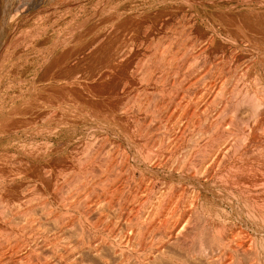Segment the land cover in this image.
<instances>
[{
  "label": "rangeland",
  "instance_id": "rangeland-1",
  "mask_svg": "<svg viewBox=\"0 0 264 264\" xmlns=\"http://www.w3.org/2000/svg\"><path fill=\"white\" fill-rule=\"evenodd\" d=\"M227 9H228V12H227ZM214 12L216 15L214 14ZM220 13H221V15H220ZM261 13H263V14L261 15ZM253 14L257 15V16L255 17ZM174 15H176V16H174ZM181 16H182V18H181ZM263 16H264V0H188V1H186V0H181V1L180 0H0V131H1L0 132V137H1L0 138V154L3 152H4V154H6L8 152L7 155L10 154L9 156H12V157H14V159H16L15 161H17L16 163H18V164H16L18 167V168H16V172L18 170V173H19V174L16 173V176L20 175V173H23L22 175H20L19 177L16 178L17 180L15 179L16 184L14 183V190H16L15 188H17V190L14 191V193L11 195L12 197L7 195L9 197L6 198V200H8V199L12 200L13 199L12 201H14L13 202L14 204H12L13 209L11 211L12 217H11V214L9 211H6V210L1 211V209H0L1 214H3V216H2L3 219L2 218L0 219V222L2 223V226H0L1 227V229H0L1 230L0 231L1 232L0 233L1 234L0 248L3 246L1 249H3V250L5 249L4 251L3 250L0 251V254H2V255H0V263L4 261L5 264H60V263L61 264H72V263L73 264H78V263L79 264H117V261H118L117 256L112 253V251L110 249V242H109L110 241V239H109L110 238L109 237L110 236V220H112L110 218H113L112 217L113 212L110 210V206H108V205H110V200H109L110 199V191L112 190L111 186H110L111 185L110 184L111 183L110 182V171H109L110 169H107L106 173L104 172L105 174H103V175L100 172H101V169L103 168L102 163H106V161L108 159H110V151L111 150H109V149L114 147L115 141H116L115 147L118 146L119 148L114 147L115 148V149L113 148L114 151L116 149L120 150L121 148H122V150L124 149V151H126L128 148V151H129L130 147H128V143L124 144L123 142H126V141L122 140L125 137L124 135H134V133L140 134L143 132L144 128L142 127V125L140 127L137 125L139 123V120L141 119V117H139L141 115L138 114V116H137V114H135L134 112H137V110L144 111L143 109L148 108L147 105H149V103L151 102L150 101L151 95H149V94L147 95L145 93H146V91L148 92V90L155 91V89H156L155 88L156 86L154 87L155 80H156L155 77L152 78V80L148 83L146 71L148 70V68H153L151 66H154L155 68H157V66H158L157 64H159V62L160 63L163 62L162 60H165V62L167 61L166 62V69L161 70L162 72L160 71L159 73L162 74L165 71L168 74L171 73L170 76L172 78L169 76V78H168L169 80H167V82L169 84V85L167 84L168 87L169 86L171 87V85H172L171 83L173 82V80L175 81L174 73L177 72V69H175L174 66H176L177 63L175 62V60H172L174 58L169 59L168 56L172 57V52H174V49H175V51L177 49V48H175L176 45H178V47H179L180 42H178V44H176L177 40L180 41V40L187 39L188 41L185 40V42L182 41L183 43L182 42L181 43L185 44L187 42L186 45L190 44L189 46H191L192 43L194 42L193 44H195L194 48L196 49V51L194 49V51L192 53L194 56H196V54H197V56L199 58L197 60L195 59V61H194L195 64H194V62H190L189 57L188 58L187 57H181L182 61H185V59H186L187 63L189 62L193 65H196L197 62H198V64H200V63L202 64L203 61L208 56L210 57L212 54H214L217 51L218 55H219L220 64L223 66L225 65L224 67L220 65L219 70L221 69L223 71L221 73V75L224 74V75H222L223 77H229V75H230L229 71H231L230 68L234 62H237V61L238 62L239 61L245 62V59H248L249 57L254 58L255 56H258V54H261V52L259 53V51H258L261 49H259V47L257 45L256 46L254 45L256 43V42L254 43V41H256V38H255L256 36H258V35L261 36L263 33V32L261 33V30H263L262 24L264 25ZM218 17H221V18H218ZM158 18H160V19H158ZM169 18H170V20H169ZM188 19H189V21L187 22ZM219 20H221V21H219ZM67 22L69 23L68 25H67ZM81 26L83 28H81ZM118 26L121 28H119ZM161 26H163V27H161ZM164 26H166V27L168 26L167 27L168 30H166L167 29L166 28V29H164L165 31H163V28H165ZM135 27L138 29H136ZM158 27H160L159 29H161V31L159 30V32L156 31V29ZM170 27H172V28H170ZM247 27H249V28H247ZM257 27H258V30H257ZM116 28H119V29H116ZM133 28H135V29H133ZM238 28H240L239 32H238ZM79 29H81V31ZM224 29H226V30H224ZM32 30H33V32H31ZM75 30L76 31L78 30L80 32H78V34H76L77 32ZM149 30H152V31H149ZM244 30L245 31L247 30V31L245 32ZM113 31H114V35H113ZM132 31H133V33H132ZM235 31H237V32H235ZM81 32H83V34L84 33L85 34L83 35ZM60 33H61V36H60ZM73 33L75 36L73 35ZM115 33H117V34L115 35ZM122 33H123V35H122ZM150 33H152L153 35H151ZM119 34H121V35H119ZM132 34H134V35H132ZM244 34H245V36H243ZM246 34H248L247 37H246ZM77 35H79V36H77ZM140 35H141V37H140ZM154 35H156V36H154ZM162 35H163V37H162ZM233 35H235V37H233ZM237 35L243 36V37L241 36L242 41L243 40L247 41L249 39L251 40V38L254 41L253 42L250 41L251 42L250 45H249V41H248V43L246 41L244 43H242V41H241V44H243V45H241L240 41H239L240 39L238 40L239 37ZM137 36L140 38H137ZM250 36H251V38H250ZM180 37H181V39H180ZM236 37H238V38H236ZM248 37H249V39H248ZM72 38H73V40H72ZM245 38H247V39H245ZM110 39H112V40H110ZM115 39L117 41H115ZM235 39H237L238 41ZM174 40H176V42ZM196 40L198 41V43L201 42V43H199L201 46L198 45V43H195V42H197ZM212 40H213V42H212ZM114 41H115V44H114ZM55 42L57 44L58 43L59 44L57 45ZM63 42H65V43L63 44ZM137 42H139L138 46H137ZM211 42H212V44H211ZM231 42H234V43H231ZM51 43H52V45H51ZM60 43H61V45H60ZM122 44H124V45L121 47ZM144 44H145V46L143 47V49H141L140 48L141 45H144ZM151 44H153V45H151ZM118 45H120V47ZM219 45H220V47H219ZM244 45H245V47H244ZM252 45L254 48L252 47ZM130 46L133 47L131 50H130V48H131ZM207 46H209V48ZM146 47H147V49H146ZM211 47L213 50L211 49ZM218 47H219V49H218ZM256 47H257V49H255ZM116 48H119L120 51L117 50ZM145 49H146V51H145ZM205 49L206 50L208 49L207 52ZM124 50H126V51H124ZM165 50L167 51V53H164V52H166ZM116 51H117V53H116ZM231 51L233 54H231ZM62 52H64V53H62ZM114 52H115V54H114ZM255 52H257V54ZM156 53H157V55H156ZM168 53H171V54H168ZM138 54H141V55H138ZM161 54H164L165 56L168 54V56L165 57L163 55L165 57L163 59V56ZM180 54H181V52H180ZM159 55L162 56V59ZM70 56H72V58L74 60ZM222 56H223V58H222ZM228 56H230V57H228ZM231 56H232V58H231ZM68 58H69V61H68ZM126 58H127V60H126ZM183 58H185V59L183 60ZM168 59H169V61H168ZM228 59L230 61L232 60L233 62H230ZM144 60L147 61L148 63L147 62L145 63ZM155 60H156V62L154 63L153 61H155ZM50 61H51V63H50ZM65 61H66V63H65ZM114 62H115V64H114ZM129 62H132V64ZM246 62H248V63L246 64ZM246 62L243 64L241 62L240 63L242 64L243 67L245 66V68L248 67L249 65L251 66L250 61H246ZM75 63H76V66L74 65ZM133 63H135V64H133ZM143 63H144V65H143ZM73 65H74V67L72 68ZM117 65H118V67H117ZM130 65H133V66H130ZM167 65H169L168 67H170V69H168V70H167V68H168ZM120 66H121V68H119ZM229 66H230V68H229ZM132 67H134V68L132 69ZM159 67H160V65H159ZM243 67H241V68H243ZM118 68L121 70L120 73H119L120 70L118 71ZM59 69H61V70H59ZM228 69H230V70H228ZM170 70H172V71H170ZM174 70L176 72H174ZM58 71L59 72L61 71V74ZM71 72L73 74L75 72L76 73H75V75H73ZM78 72H79V74H77ZM213 72L215 73V69L213 70ZM213 72H211L212 73L211 75H213ZM118 73H119V77H118ZM218 73H219V71H218ZM228 73H229V75H228ZM64 74H65V76H64ZM90 75H91V78H88V77H90ZM156 75H157V73L155 74V76ZM162 75H164V74H162ZM71 76L73 77V79ZM134 76H136V77H134ZM49 77H50V79H49ZM74 77H77V78H74ZM209 77L210 76L205 77L204 81L202 83L209 82L210 81ZM88 79H90V81ZM121 79H123V80H121ZM114 81H116V82H114ZM75 83L78 86H76ZM82 83H84V84H82ZM141 83L143 85H141ZM120 84L123 86L121 87ZM146 84H148V86ZM80 85H82V86H80ZM200 85L203 86L201 83L198 84L195 88H193L194 91L192 89H190L188 95L191 94L190 96H192V97L195 96L193 94L197 93V95H198L200 90H202L201 89L202 87ZM72 86H74V88ZM187 86H188V83H185V82L182 85L183 88L184 87L186 88ZM77 87H79L80 89ZM32 88H33V90H32ZM61 88L63 90H59ZM70 88H72L73 90ZM117 88L119 89V91ZM92 89H94V91ZM195 89H196V91H195ZM77 91H79V92H77ZM49 92H50V94H48ZM120 92H122V93H120ZM46 93H47V96H46ZM57 93L59 94V96H57L58 95ZM102 93L104 94V96ZM115 93H118L117 94L118 96H117V98L115 96V98L113 99L112 97H114ZM142 93L144 94L143 96H142ZM65 94H67V96ZM80 94H81V96H77ZM119 94H121V95L119 96ZM55 95L57 97H55ZM62 95H64V96H62ZM68 95H69V97H71L70 99L67 98ZM146 95L149 96V98ZM145 96L148 98V100H147V98L144 99ZM49 97H51V98H49ZM78 97H80V98H78ZM97 97H98V99H97ZM110 98H111V101H110ZM215 98L213 95L211 97V99H209V101H212ZM45 99H47L51 103L53 102L52 104L50 103L52 108L49 104H46V103H44V104L40 103V105L41 104L44 105V108L49 107V109L51 110L49 112L50 113L49 116L52 115L51 117L53 119H55L54 117H56L57 115L60 114L59 112H60L61 108H63L61 106H64L63 104H65V103H68V105H66V108H68V110L71 108L74 111H75L74 107H80V105H82V104H86V103L90 104L91 103L90 105H95L97 107L99 114H98V117L96 118V122H94L93 124L90 123V124H88V125L86 124V126H84V125H82L83 123L80 122L79 123L80 127L78 126L77 131L74 130L72 132V133H75L73 135H72V133L70 135L67 133L65 134V133H63L64 132L63 131L59 134L50 133L51 134L50 135L49 132L47 134L43 132L41 135L31 136V135H33V133H30V132H33L32 128H33V125H35V124L30 123V121H29V120H33V119H31L33 116L32 115V113H33L32 109L34 108V106H37L38 102H46V101H44ZM100 99H101V101H99ZM105 99H107V100L105 101ZM83 100H87V102L83 101ZM134 100L136 101L135 103H134ZM142 100H144V101H142ZM151 100L153 102L154 98ZM58 101L60 103H58ZM217 101H219V99ZM114 102L117 106L114 105ZM61 103H63V104H61ZM118 103H121V104L119 105ZM131 103L134 106L131 107L130 106V105H132ZM141 103H142V106H144V107L138 106V104L141 105ZM33 104H36V105H33ZM78 104H80V105H78ZM128 105L130 106V108L124 109V107H129ZM221 105H218V107ZM114 106H115V108H114ZM135 106H137V108H135ZM42 107L41 106L35 107L36 109L38 108V110L40 111V112L36 111V112H39V113H37L38 119H36L38 121H39V118H41L38 115L39 114L42 115V113L44 112V111H42L44 109ZM116 107H117V109H116ZM121 107L124 110L120 109ZM41 108H42V110H41ZM110 108H112V109L114 108V109L111 110ZM219 108L221 109V107H219ZM109 109L111 110V112ZM33 110H35V109H33ZM52 110L55 112H53ZM107 110H109V111H107ZM117 110L119 111L117 113L119 115L115 114L117 112ZM126 110L127 111L133 110L134 112L129 111V112H127L128 114H122L123 111L126 112ZM243 110H244V112H243ZM243 110H242L241 114L243 117L245 116L244 118H247L248 113L246 111V108ZM69 111H71V110H69ZM113 111H114V113H113ZM19 113H20V115H19ZM76 113L79 115L81 112L77 111ZM106 113H107V116H106ZM29 114H30V116H29ZM71 114H72V112L70 113V115ZM109 114L111 115V117L114 116L116 118L112 119L111 117H109L110 116ZM120 114H121L122 118L120 117ZM80 115H82V113ZM101 115H102V117H101ZM126 115H128V116L125 117ZM29 117H31V118H29ZM43 117L44 116H42V118ZM51 117H49L50 123H48V121H46V123H43V124H41L42 122H37L36 125L34 126V128L37 129L39 127V129H43V127L45 128V126L47 125L48 128L47 127L46 128L48 130L53 129L54 127H52V125H54L53 123H55V121L52 122ZM106 117H108L109 119ZM137 117H138V119L139 118L140 119L136 120ZM146 117L147 116H145V118H144V122H145V119L147 120L146 122L149 121L150 117H147V118ZM170 117H172V116H170ZM175 117H177V116H173L171 118L173 121L170 118H168V120H166L167 122L165 121L167 123L166 128L169 127V129H170L171 125L176 120ZM21 118H23V119L21 120ZM120 118L125 119L124 121L122 120L123 123H125L124 128L122 127L123 123L121 122ZM133 118H135L136 123L138 122L136 125L140 129L135 126V122H134ZM49 119H47V120H49ZM76 119L79 122V121H81L82 117H78ZM129 119H131L133 121L130 123V122H128V121H131ZM196 119L194 120V123H196V125H197L198 121H199L198 119H200V117H198L197 120ZM119 120H120V122H119ZM5 121H7V122H5ZM8 121H12V122H8ZM16 121H18L17 125L19 124L20 126L18 125L19 128L17 126L16 129L14 130L15 126L11 127L12 126L11 124H16ZM114 121H116L117 125H116V123H114ZM168 121L171 124L168 123ZM226 121L228 122V120H226ZM146 122H145L144 126L148 124ZM184 122H185V120H183V123ZM33 123H35V122H33ZM128 123H130L131 126H130V124H129V126H127ZM119 124L123 128V129L121 128L122 132L125 130L123 133L121 132V130L119 128H117V126H119ZM31 125H32V128H30ZM43 125H45V126H43ZM89 125H92V127ZM108 125H110V126H108ZM7 126L9 127V129L6 128ZM26 126H27V128H26ZM87 126H89V127H87ZM153 126L151 129L152 130L156 129V125H153ZM23 127H24V129H23ZM85 127H87V128H85ZM107 127H108V130H107ZM130 127H132V129H131V132L128 133V130L130 131V129H129ZM3 128H5V129L2 131ZM136 128L140 132L134 131ZM7 129H8V131H5ZM79 129H81V131H78ZM83 129H85V130H83ZM17 130H18V132H17ZM24 130H26L27 132ZM118 130H120L121 134H124V135H122V139L118 138V136H121L120 132ZM23 131L25 132V135H24ZM112 131H114V132L112 133ZM12 132H13V134H12ZM8 133H10V134L8 135ZM26 133H27V136H26ZM15 134H16V136H15ZM101 134H102V136H101ZM59 135H60V137H59ZM101 138H103V139H101ZM117 138L120 140H118ZM78 140L80 142H78ZM70 141H72V142H70ZM94 141L96 143L98 141V143H97L98 145ZM82 143H84V144H82ZM89 143H90V145L92 143L93 144L95 143V144H94V146L91 145V147H89L90 146ZM80 144H82V145H80ZM82 146H84L83 149L81 148ZM46 147H48V148H46ZM27 149H28V153L31 152L30 155L28 153H26ZM31 149H32V151L34 149H36V150L39 149L38 151H41L40 154L38 153V158H35V157H34V159L30 158L32 153L35 152V154H37L36 151L32 152ZM87 149H89V150H87ZM73 150H74V152L72 153ZM79 150H82V151L79 152ZM113 150L111 151V153L113 152ZM43 151H45V153ZM77 152L80 155V157H78ZM44 154H46V155H44ZM94 154H96V155H94ZM76 155H77V157H73ZM93 155L96 156L97 158H95ZM41 156L42 157L44 156V159H42ZM86 156L88 157L87 162H89V160L91 158H92V160H90V161L98 159V160H96L98 165H96V162H95V164H94L95 167L93 166L94 168L90 169L87 177H85L83 175V169L84 168L79 165V164H82L83 162H86V161H84ZM93 157L95 159H93ZM99 157H102V158H99ZM104 159H106V161ZM67 160H68V162H67ZM103 161H105V162H103ZM22 164H24V165H22ZM77 166H80L79 170H78ZM99 166L101 167L100 169H99ZM21 167H23V168L21 169ZM108 168H110V167H108ZM47 170L49 173L47 172ZM99 170H100V172H99ZM80 171H82V172H80ZM93 171H95L97 174L94 173ZM91 173H93V176ZM44 174H46V175H44ZM94 174H96V175H94ZM108 174H109V176H107ZM145 174H146V176L149 175L148 173H145ZM52 175H54V176H52ZM99 175H100V179H96V177L99 178ZM40 176H42V177H40ZM85 178H87V179H85ZM89 178H91V179H89ZM92 178H94V179H92ZM182 184H184V183H182ZM44 186H46V187H44ZM185 186H186V184L181 185V187L183 189L185 188V190H187V192L184 191V194L188 195L190 193L189 191H191L192 189H190V187L188 188V185H187V187H185ZM161 187L162 186L158 185V188H161ZM52 196H54V198ZM132 196L133 195H131V197ZM4 197H6V196H4ZM85 197H86V199H85ZM145 197L146 196L141 197V201L143 203H145L143 206H146L148 208L149 199L147 198L148 196L146 198ZM99 202H100V204H99ZM64 203H66V204H64ZM86 203L88 204V206H91L90 208L88 207L86 210H84L86 212H84L83 209L82 210H79L80 208L78 209V207H82L81 205L86 206ZM67 207L70 210H68ZM51 208H52V210H51ZM89 210L92 212L90 213ZM100 210H101L103 215H101V213L99 214L98 211H100ZM5 211L9 212V213L5 214ZM50 212L52 214H50ZM88 213H89V215H88ZM15 214H16V216H15ZM47 214H48V216H47ZM49 215L51 216L50 218H49ZM66 216L67 217L69 216L68 218H70V221L68 220V218ZM0 217H1V215H0ZM7 217H9V218L11 217V219L13 220V222H12L13 226H11L12 232L10 231V229H7V227L4 226V224H3L4 221H1V220H6ZM13 217H15V218H13ZM84 217L86 219H89L88 221H90L91 223L96 224L95 225L96 228L94 227L93 230L91 229L93 232L91 231L88 233V230H84L83 231L84 234H83L82 228H81V222L83 223L82 218H84ZM96 218L99 220H97ZM100 218H101V220H100ZM31 219H33L32 223H29L30 222L29 220H31ZM64 221H65L64 225H66V226H62L63 225L62 223H64ZM97 221L98 222L100 221V224ZM101 221L103 222V224ZM27 222H28V224H27ZM104 222H105V225H104ZM101 225H103L105 227L103 228V226H101ZM198 227L199 226L197 225V227L194 228L195 230L194 229L192 230L193 232L190 231L191 234H189V235L193 236V238L195 237L197 240L200 236L204 237L205 235L206 236L204 238L208 237V239H210L209 238L210 237L209 232L205 230L203 233V231H201L202 229L200 230V227L199 228ZM119 228L123 229L124 224L123 225L120 224ZM197 232H200V234ZM206 232L209 235L206 234ZM8 233H10V234H8ZM196 233H197V235H196ZM201 233L204 235H202ZM7 235H9L10 238L7 237ZM83 235H84V237H83ZM2 237H3V240H2ZM46 237H47L46 241H47V243H49V246H48V244H46V241H45ZM90 238H92V239H90ZM58 239H59V241L57 242ZM88 239H90V241ZM103 239L106 242H103V244H102V242H99L100 243L99 244L98 241H103ZM84 240L85 241L87 240V241L85 242ZM195 240H194V243L197 244ZM53 241L56 242V244H54ZM42 242H44V243H42ZM83 242L86 243L85 247H82L81 248L82 250H80L79 253L76 254V256H74L75 260H58L59 258L57 256H59V254L64 252V250L62 252L61 249L67 248V250H68L70 248V246H71L70 249H72L74 245H75V247H77V245H80L79 243H83ZM64 243H69V244L65 245ZM27 244H29L30 246H28ZM33 244H34V246H33ZM52 244H54V247ZM59 244H61V245L63 244L64 246L62 245L63 247L61 246V248H60ZM91 244L93 246H96V244H97L98 247L96 246L97 248L95 251L93 250L95 247H91L92 246ZM57 245L59 246V248H57L58 247ZM50 246L53 248L51 249ZM164 246H165V248L163 249V251H165V253L167 252L168 254L167 253L166 254L169 257L171 256V257L177 258L179 260H184L188 264L189 263L190 264H206L208 261L204 258L202 259V258H199L197 256H196V259L194 258L195 262L193 260H188V257H186V254H185L186 253L185 249H181V247L178 246L177 244L174 245V243L172 244L170 242V243L164 244ZM194 247L195 248H193V249H197V246H194ZM230 247H233V248H231L232 250L230 249L231 252H230V250H229V252L227 250V254H229L228 256L232 255L231 257H232L233 264H238L240 262V260L239 261H237V260L240 258V255L237 253V249H236V247H234V243H232V245ZM169 248H170V250H169ZM9 249H13V252L10 253L11 250H9ZM56 249H59L61 253H59V250L57 251ZM182 250H184V251H182ZM53 251L55 252L56 255L54 254ZM4 252H5V254H3ZM56 252L59 254H57ZM12 254H13V257H15L14 259H11L12 257H10V256H12ZM53 254L55 255V257ZM1 256H3V257H1ZM236 257H238V258H236ZM11 260L13 261V263ZM164 260L166 261L165 258L157 260V264H170V262H168V260L166 261L167 263ZM62 261H64V263ZM209 262L210 261H208V264H211ZM236 262H238V263H236ZM256 263L257 264H264V258L261 259L258 257V260H256ZM1 264H3V263H1Z\"/></svg>",
  "mask_w": 264,
  "mask_h": 264
},
{
  "label": "bare ground",
  "instance_id": "bare-ground-1",
  "mask_svg": "<svg viewBox=\"0 0 264 264\" xmlns=\"http://www.w3.org/2000/svg\"><path fill=\"white\" fill-rule=\"evenodd\" d=\"M186 1H188V0H186ZM227 12H228V9H227ZM214 14H215V12H214ZM262 14L263 13H261V15ZM220 15H221V13H220ZM174 16H176V15H174ZM254 16L256 17L257 15H254ZM160 18H158V19H160ZM181 18H182V16H181ZM218 18H221V17H218ZM263 19H264V16H263ZM169 20H170V18H169ZM188 21H189V19L187 20V22ZM219 21H221V20H219ZM68 24L69 23L67 22V25ZM262 26H263V30H261V33L262 32L263 33H262V35L260 34L261 36L258 35L255 37L256 41L252 40L251 36H250L251 40L248 37L249 40H247V41L243 40L242 41L241 40L242 35L241 36L237 35L239 38L238 37H236V38H238V40L240 39L239 40L240 44H241V41H242V43H244L245 41L248 43V41H249V45H250L251 44L250 41H252V42L254 41V43L256 42L254 45L255 46L257 45L259 47V49H261L262 51L258 50L259 53L261 52V54H258V56H255L254 58L249 57L248 59H245V62L246 61L251 62V63L249 62L251 64V66L249 65L250 67L249 66L246 68H245V66L243 67L242 64L245 63L243 61H239V62L237 61V62H234L233 64L231 63L232 64L231 68L229 66V68L231 69V71H229L230 75L228 73L229 77H223L222 75H224V74L221 75V73L223 71L221 69L219 70L221 64L219 61V55H218L217 51L214 54H212L210 57L209 56L207 58L205 57L206 59L203 61L202 64L201 63L198 64V62L196 65H193L189 62L187 63V60L185 58H183V60L185 59V61H182L181 57H187V58L189 57L190 62H194L195 59L197 60L199 58L197 56V54H196V56H194L192 53L195 49L194 48L195 44H193L194 42L192 43L191 46H189L190 44L186 45L187 42L185 44H182L183 42H185V40L188 41L187 39L180 40V41L177 40V42H176V40H174L176 42V44H178V42H180L179 47H178V45H176L175 46V48H177L176 51H175V49H174V52L171 51L172 57L168 56V54H171V53H168L166 55L169 57V59L174 58L172 60H175V62L177 63L176 66H174V68L177 69V72L175 70H174V72H176V73L173 72L175 81L173 80L174 83L173 82L171 83L172 84L171 87L170 86L168 87L169 84L167 82V80H169L168 78H169L171 73L168 74V73H166V71L164 73H162L164 75L159 73L161 70L166 69V62L167 61L165 62V60H162L163 62H161V63L159 62V64H157L158 65L157 68H155L154 66H151L153 68H148V70L146 71L148 83L152 80V78L155 77V79H156L155 84H154V87L156 86L155 91L148 90V92L147 91H146V93L144 92L147 95L148 94L151 95V98H150L151 102L149 101L150 103H149V105H147L148 108L143 109L144 111H140V110L136 109L137 112H134L133 110H128V111L126 110V112L123 111V113H122V114H128L127 112L133 111L135 114H137V116H138V114L141 115V116H139V117H141V119L139 118L140 120L138 119V117L136 119V120H139V123L137 122L138 124L136 123L135 118H133V119L135 122V126L137 128H139L142 125V127L144 128L143 132L140 134L134 133V135L121 134L122 129L124 128V124H125V123H123V121L126 119L125 117H127L128 115H126L124 117L125 119L124 118L121 119L122 117L120 114V117H121L120 119H121V122L123 123V126H122L123 128L121 127L120 124H119V126H117V128H119L121 130V132H120V130H118L120 132V135H121V136H118V138L122 139V135L125 136L124 139H122V140L126 141V142H123L124 144L128 143V147H130L129 151H128L127 147H126L127 148L126 151H124V149L122 150V148L120 150L116 149L114 151L113 148L115 147V142H116L115 141L114 147L113 148L110 147L111 149H109L111 151L113 150V152H112L113 154L110 151V159H108L109 157L107 158L108 159L107 161H106V159H104L106 161V163H102L103 168L101 169V172L99 170V172L102 173V175H103L106 173L107 169H110L109 170L110 171V182H111L110 186H111L112 190L110 191V199L108 198L110 200V205H108V206H110V210L113 212V215H112L113 218H110L112 220H110V236H109L110 241L109 242H110V249H111L112 253L117 256V260H118L117 264H157V260L164 259V258L166 259V261L168 260V262H170V264H188L184 260H179V259L173 258L171 256L169 257L167 255L168 253L166 252L167 253L166 254L165 251H163V249L165 248L164 244L170 243V242L172 244L174 243V245L177 244L178 246L181 247V249H185L186 257H188V260H193V261H194V258L196 259V256H197L199 258H202V259L204 258V259L210 261L209 263H211V264H233L232 257H231L232 255L228 256L229 254H227V250L229 252V250L231 248H233V247H230L232 245V243H234V247H236L237 253L240 255V258L237 260V261L240 260V262L239 263L236 262L238 264H257L256 260H258V257L261 259L264 258V25L262 24ZM161 27H163V26H161ZM164 27L165 28H163V31H165L164 29H166L168 26L167 27L164 26ZM172 27H170V28H172ZM81 28H83V27L81 26ZM119 28H121V27H119ZM119 28H116V29H119ZM135 28H133V29H135ZM159 28L160 27H158L156 29L157 32H159V30L161 31V29H159ZM247 28H249V27H247ZM136 29H138V28H136ZM239 29L240 28H238V32H239ZM79 30L81 31V29H79ZM166 30H168V28ZM224 30H226V29H224ZM257 30H258V27H257ZM80 31L77 30L76 34H78V32H80ZM149 31H152V30H149ZM31 32H33V30ZM83 32H81V33L83 34ZM235 32H237V31H235ZM132 33H133V31H132ZM116 34L117 33H115V35ZM150 34L153 35L152 33H150ZM73 35H74V33H73ZM113 35H114V31H113ZM119 35H121V34H119ZM122 35H123V33H122ZM132 35H134V34H132ZM247 35L248 34H246V37H247ZM60 36H61V33H60ZM77 36H79V35H77ZM154 36H156V35H154ZM243 36H245V34ZM140 37H141V35H140ZM140 37L137 36V38H140ZM162 37H163V35H162ZM233 37H235V35H233ZM180 39H181V37H180ZM245 39H247V38H245ZM72 40H73V38H72ZM110 40H112V39H110ZM235 40H237V39H235ZM115 41H117V40L115 39ZM115 41H114V44H115ZM212 42H213V40H212ZM212 42H211V44H212ZM64 43L65 42H63V44ZM195 43H198V41ZM199 43H201V42H199ZM199 43H198V45H200ZM231 43H234V42H231ZM51 45H52V43H51ZM60 45H61V43H60ZM123 45L124 44H122L121 47ZM138 45H139V42H137V46ZM151 45H153V44H151ZM241 45H243V44H241ZM118 46L120 47V45H118ZM144 46H145V44L141 45L140 48L143 49ZM130 47H131L130 48V50H131L133 47L132 46H130ZM207 47L209 48V46H207ZM219 47H220V45H219ZM219 47H218V49H219ZM244 47H245V45H244ZM252 47H253V45H252ZM116 49L119 50V48H116ZM146 49H147V47H146ZM146 49H145V51H146ZM211 49H212V47H211ZM255 49H257V47ZM207 50H206V52H207ZM124 51H126V50H124ZM195 51H196V49H195ZM180 52L182 55L180 54ZM62 53H64V52H62ZM116 53H117V51H116ZM164 53H167V51ZM255 53L257 54V52H255ZM114 54H115V52H114ZM231 54H233L232 51H231ZM138 55H141V54H138ZM156 55H157V53H156ZM161 55L163 56L164 54H161ZM162 56H160L161 59H162ZM164 56H163V59L166 57V56L165 57ZM70 57L72 58V56H70ZM228 57H230V56H228ZM222 58H223V56H222ZM231 58H232V56H231ZM169 59H168V61H169ZM126 60H127V58H126ZM66 61H65V63H66ZM68 61H69V58H68ZM146 62L147 61H145V63ZM153 62L155 63L156 60ZM230 62H233V61L231 60ZM240 62L241 63L243 62V63L241 64ZM50 63H51V61H50ZM76 63L74 64L75 66H76ZM129 63L132 64V62H129ZM247 63L248 62H246V64ZM114 64H115V62H114ZM133 64H135V63H133ZM194 64H195V62H194ZM74 65L72 66V68L74 67ZM143 65H144V63H143ZM159 65H160V67H159ZM130 66H133V65H130ZM168 66L169 65H167V67ZM221 66H223V65H221ZM117 67H118V65H117ZM241 67H243L244 69ZM119 68H121V66ZM119 68H118V71L120 70ZM133 68L134 67H132V69ZM61 69H59V70H61ZM168 69H170V67H168L167 70ZM214 69H215V73L213 72ZM230 69H228V70H230ZM170 71H172V70H170ZM218 71H219V73H218ZM120 72H121V70L119 71V73ZM211 72H213V75H211L212 74ZM59 73L61 74V71ZM75 73L74 74L72 73V74L75 75ZM119 73H118V77H119ZM156 73H157V75L155 76ZM77 74H79V72ZM64 76H65V74H64ZM207 76H210L209 77L210 81L207 83H202L204 81V78ZM134 77H136V76H134ZM74 78H77V77H74ZM88 78H91V75ZM49 79H50V77H49ZM72 79H73V77H72ZM88 80L90 81V79H88ZM121 80H123V79H121ZM114 82H116V81H114ZM184 82L188 83V86L186 88L182 87ZM200 83L203 86L200 85L202 87L201 88L202 90H200L198 95L196 92H195L196 94H193V95H195L194 97L190 96L191 94L188 95L190 89L193 90V88H195ZM82 84H84V83H82ZM75 85H76V83H75ZM141 85H143V84L141 83ZM146 85L148 86V84H146ZM76 86H78V85H76ZM80 86H82V85H80ZM120 86L122 87L123 85L120 84ZM72 87L74 88V86H72ZM33 88H32V90H33ZM77 88H79V87H77ZM70 89H72V88H70ZM59 90H63V89L61 88ZM92 90L94 91V89H92ZM118 91H119V89H118ZM195 91H196V89H195ZM77 92H79V91H77ZM120 93H122V92H120ZM48 94H50V92ZM117 94L118 93H115L114 97H112V98L114 99L115 96L117 98V96H118ZM56 95H55V97L59 96V94L57 96ZM65 95L67 96V94H65ZM120 95L121 94H119V96ZM143 95L144 94L142 93V96ZM213 95H214V98L215 97L216 98L213 99L212 101H209V99H211V97ZM46 96H47V93H46ZM62 96H64V95H62ZM77 96H81V94L77 95ZM103 96H104V94H103ZM146 96L144 97V99L147 97L149 98V96H147V97ZM49 98H51V97H49ZM67 98L70 99L71 97H69V95H68ZM78 98H80V97H78ZM148 98H147V100H148ZM153 98H154V100L152 102L151 99H153ZM97 99H98V97H97ZM216 99L217 100L219 99V101H217ZM106 100L107 99H105V101ZM44 101H46V102H38L39 104L37 103V106H34V108H33L35 110L32 109V111H33L32 115L33 116H32V118L31 117H29V118H31L33 120H29L30 123L35 124V125L37 122H42L41 124H43V123H46V121H48V123H50L49 117H51L52 115L49 116V114H50L49 112L51 110L49 109V107L44 108V105H42V104L40 105V103H43V104L46 103V104H49L51 106V104L53 102L51 103L47 99H45ZM83 101L87 102V100H83ZM99 101H101V99ZM110 101H111V98H110ZM142 101H144V100H142ZM135 102L136 101L134 100V103ZM58 103H60V102L58 101ZM61 104H63V103H61ZM90 104H88V103L82 104V105L78 104V105H80V107H74L75 111L72 110L71 108L69 109L71 111H69L68 108H66V105H68V103L63 104L64 106H61L63 108L60 107L61 110H60V112L58 111L60 114L56 116L57 118L54 117L55 119H53L51 117L52 122L55 121V123H53L54 125H52V127H54V128L48 130L47 125L46 126L43 125V126H45V128L43 127V129H39V127H38L37 129H35L34 128L35 125H33V128L31 125L30 128L33 129V130L31 129L33 132H30V133H33V135H31V136H34V135L38 136V135H41L43 132L46 134L48 132H49V134L50 133L59 134L63 131H64L63 133H65V134L67 133L70 135L74 130L77 131V127L79 126L80 122L83 123L82 125H84V126H86V124L88 125L90 123L93 124L94 122H96V118L98 117L99 112H98V109L95 105H90ZM118 104L120 105L121 103H118ZM33 105H36V104H33ZM114 105H116L115 102H114ZM218 105H221V106H219V107H221V109L218 107ZM40 106L41 107L43 106L42 108H44V109L42 110V108H41V110L44 111L43 112L44 114L42 113V115H40V114L38 115L39 117H41V118H39V121H38V120H36V119H38L37 113H39L40 111L38 110V108L36 109L35 107H40ZM130 106L132 107L134 105L132 104ZM130 106L124 107V109L130 108ZM138 106L141 107L142 103H141V105L138 104ZM142 107H144V106H142ZM51 108H52V106H51ZM114 108H115V106H114ZM135 108H137V106H135ZM245 108H246V111L248 113L247 118H244L245 116L243 117L241 114L242 110ZM110 109L113 110L112 108H110ZM116 109H117V107H116ZM120 109H122V107ZM124 109H122V110H124ZM109 110H107V111H109ZM111 110H110V112H111ZM118 110L115 114H117L120 111V110L119 111ZM36 111H39V112H36ZM77 111L81 112L82 115H80L81 113L78 115L76 113ZM53 112H55V111H53ZM71 112H72V114L70 115ZM243 112H244V110H243ZM113 113H114V111H113ZM19 115H20V113H19ZM117 115H119V114H117ZM29 116H30V114H29ZM42 116H44V117L42 118ZM106 116H107V113H106ZM145 116L150 117V118H149L148 122H146L147 120L145 119V122L148 124L144 126ZM170 116H172V117L177 116V117H175L176 120L171 125V127L169 129V127L166 128V124H167L166 120H168V118L171 119L172 117H170ZM78 117H82L81 121H79V122L76 119ZM101 117H102V115H101ZM109 117H111V115ZM198 117H200V119H198ZM106 118H108V117H106ZM111 118L115 119L116 117L113 116ZM196 118L199 120L197 125H196V123H194V120ZM22 119L23 118H21V120ZM47 119H49V120H47ZM129 120H131V119H129ZM183 120H185L184 123H183ZM226 120H228V122ZM132 121L133 120L128 121V122L131 123ZM5 122H7V121H5ZM8 122H12V121H8ZM17 122L18 121H16V124H11L12 125L11 127L15 126L14 130L19 125V124L17 125ZM33 122H35V123H33ZM119 122H120V120H119ZM114 123H116V121H114ZM130 123H128L127 126H129ZM168 123H170V122L168 121ZM116 125H117V123H116ZM153 125H156V129H154V130L151 129ZM19 126H18V128H19ZM89 126L92 127V125H89ZM89 126H87V127H89ZM108 126H110V125H108ZM130 126H131V124H130ZM87 127H85V128H87ZM6 128L9 129L8 126ZM26 128H27V126H26ZM137 128L134 131L138 132L139 130H137ZM4 129L5 128H3L2 131ZM8 129L5 131H8ZM23 129H24V127H23ZM81 129H79L78 131H81ZM129 129H130V131L128 130V133L131 132L132 127H130ZM18 130H17V132H18ZM83 130H85V129H83ZM107 130H108V127H107ZM24 131H26V130H24ZM113 132L114 131H112V133ZM9 134L10 133H8V135ZM12 134H13V132H12ZM73 134H75V133H72V135ZM24 135H25V132H24ZM60 135H59V137H60ZM15 136H16V134H15ZM26 136H27V133H26ZM101 136H102V134H101ZM101 139H103V138H101ZM120 139H118V140H120ZM70 142H72V141H70ZM78 142H80V141L78 140ZM90 143H89V145H90ZM97 143H98V141H97ZM82 144H84V143H82ZM82 144H80V145H82ZM94 144L92 143L91 145L94 146ZM91 145L89 147H91ZM83 147L84 146H82L81 148L83 149ZM116 147L119 148L118 146H116ZM46 148H48V147H46ZM32 149H31V151H32ZM38 150L34 149L32 151V152L36 151L37 154H35V152L32 153L31 157H30L31 159L32 158L34 159V157L38 158V153L39 154L41 153V151H38ZM87 150H89V149H87ZM80 151H82V150H79V152ZM43 152L45 153V151H43ZM73 152H74V150L72 151V153ZM7 153L4 154V152H3L0 154V206L3 208L2 209L0 207V209H1V211L2 210L3 211L4 210L9 211L11 214V211L13 209L12 204H14L13 203L14 201H12L13 199L12 200L11 199L6 200V198L11 196L14 193V191L17 190V188H15L16 190H14V183L17 180L16 178L19 177L20 175H22L23 173H20V175L16 176V173L19 174L18 170L16 172V168H18L16 164H18V163H16L17 161H15L16 159H14V157L9 156L10 154L7 155ZM26 153H28V149H27ZM30 153H28V154L30 155ZM44 155H46V154H44ZM77 155H78V157H80L78 152H77ZM77 155L73 156V157H77ZM94 155H96V154H94ZM87 156L84 160L86 162H87V158H88ZM94 157L97 158L96 156H94ZM94 157H93V159H95ZM41 158L44 159V156L43 157L41 156ZM99 158H102V157H99ZM90 160H92V158ZM90 160L87 163L83 162L84 164L83 163L79 164L80 166H82L84 168L83 169V175L85 177L88 176L90 169L95 167L94 164H95L96 160H98V159L93 160V161H90ZM105 161H103V162H105ZM67 162H68V160H67ZM22 165H24V164H22ZM96 165H98L97 162H96ZM80 166H77L78 170H79ZM108 167H110V168H108ZM22 168L23 167H21V169ZM100 168L101 167L99 166V169ZM47 172H48V170H47ZM80 172H82V171H80ZM93 172L96 173L95 171H93ZM145 173H148L149 175L146 176ZM91 174L93 176V173H91ZM96 174H94V175H96ZM44 175H46V174H44ZM52 176H54V175H52ZM107 176H109V174ZM40 177H42V176H40ZM94 178H92V179H94ZM85 179H87V178H85ZM89 179H91V178H89ZM96 179H100V175H99V178L96 177ZM182 183L186 184L185 187H187V185H188V188L190 187V189H192L191 191H189L190 193L188 195L184 194V191L187 192V190H185V188L183 189L181 187V185H184ZM158 185H160L162 187L158 188ZM44 187H46V186H44ZM7 195H9V196H7ZM131 195H133V196L131 197ZM4 196H6V197H4ZM144 196H146V197L148 196L147 197L149 199V206L147 205L148 208L146 206H143L145 203H143L141 201V197H144ZM52 197L54 198V196H52ZM85 199H86V197H85ZM66 203H64V204H66ZM99 204H100V202H99ZM81 206L82 207H78V209L79 208H80L79 210L83 209V211L86 210L88 207L89 208L91 207V206H88L87 203H86V206H83V205H81ZM51 210H52V208H51ZM68 210H70V209L68 208ZM6 211H5V214L9 213ZM51 212H50V214H52ZM84 212H86V211H84ZM91 212L92 211H90V213ZM98 212H99V214L101 213V215H103L101 210ZM0 215H1V217H0V219H1L3 214H1V212H0ZM88 215H89V213H88ZM15 216H16V214H15ZM47 216H48V214H47ZM11 217H12V214H11ZM11 217L10 218L7 217L6 220H1V221H4L3 222L4 226H6L7 229H10V231L12 230L11 226H13L12 225L13 220L11 219ZM50 217L51 216L49 215V218ZM13 218H15V217H13ZM84 218H82L83 223L81 222L82 232L84 230H88V233H89L94 229L96 224L91 223L90 221H88L89 219H86V218L84 219ZM101 218H100V220H101ZM32 220L33 219L29 220L30 222L29 221L28 222L32 223ZM68 220L70 221V218H68ZM97 220H99V219H97ZM28 222H27V224H28ZM98 223L100 224V221ZM62 224H63L62 226H66V225H64L65 221ZM102 224H103V222H102ZM120 224H122V225L124 224L123 229L119 228ZM104 225H105V222H104ZM197 225L200 227V230L202 229L201 231H203V233L205 230L209 232V234H210L209 238L210 239H208V237L204 238L206 236L205 235L204 237L200 236L198 238V240L194 237L196 239L195 240L193 238V236L189 235V234H191L190 231H192L195 227H197ZM0 226H2L1 222H0ZM101 226H103V225H101ZM104 227L105 226H103V228ZM0 229H1V227H0ZM197 233L200 234V232H197ZM197 233H196V235H197ZM8 234H10V233H8ZM83 234H84V232H83ZM206 234H208V233L206 232ZM202 235H204V234H202ZM7 237H9V235H7ZM83 237H84V235H83ZM0 238H1V234H0ZM46 239H47V237L45 238V241H46ZM90 239H92V238H90ZM90 239H88V240L90 241ZM2 240H3V237H2ZM194 240L196 241L197 244L194 243ZM58 241H59V239L57 240V242ZM44 242H42V243H44ZM85 242L79 243L80 245H77V247H75V245H74L72 249H70L71 246L68 250H67V248L61 249L62 252L64 250V252H63L64 254L61 253L59 249H56L57 251L59 250V253H61V254H59L56 252L57 254H59V256H57L59 258L58 260H75L74 256H76V254H78L79 251L82 250L81 249L82 247H85V244H86ZM99 242H102V244H103V242H106V241H104V239H103V241H98V243ZM46 244H48V246H49V243H47V241H46ZM54 244H56V242H54ZM54 244H52L53 247H54ZM64 244L66 245L69 243H64ZM27 245L30 246L29 244H27ZM59 245L61 248V246L63 244L62 245L59 244ZM33 246H34V244H33ZM96 246H97V244H96ZM96 246H93V245L91 246V247H95L93 249L94 251L98 247V246L97 247ZM194 246H197V249H193V248H195ZM53 247H51V249ZM57 248H59V246ZM2 250L3 249H1L0 251H2ZM9 250H11L10 253L13 252V249H9ZM169 250H170V248H169ZM231 250H230V252H231ZM182 251H184V250H182ZM3 254H5V252ZM54 254H55V252H54ZM0 255H2V254H0ZM55 255H54V257H55ZM1 257H3V256H1ZM10 257H12L11 259L15 258V257H13V254ZM236 258H238V257H236ZM208 261L206 264H208ZM62 262L64 263V261H62ZM1 263L5 264L4 261ZM12 263H13V261H12Z\"/></svg>",
  "mask_w": 264,
  "mask_h": 264
}]
</instances>
